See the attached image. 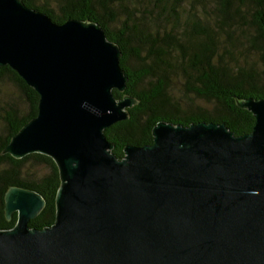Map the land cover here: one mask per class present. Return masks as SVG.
<instances>
[{"label":"water","instance_id":"water-1","mask_svg":"<svg viewBox=\"0 0 264 264\" xmlns=\"http://www.w3.org/2000/svg\"><path fill=\"white\" fill-rule=\"evenodd\" d=\"M119 48L93 22H52L21 0H0V66L38 95L36 114L2 154L48 156L58 172L54 220L27 222L43 206L11 187L0 264H264V98L240 99L250 132L221 123L158 121L151 143L117 159L103 129L128 118Z\"/></svg>","mask_w":264,"mask_h":264},{"label":"trees","instance_id":"trees-1","mask_svg":"<svg viewBox=\"0 0 264 264\" xmlns=\"http://www.w3.org/2000/svg\"><path fill=\"white\" fill-rule=\"evenodd\" d=\"M21 1L54 23L68 18L96 23L119 48L118 63L127 79L122 92H111L116 99L129 95L135 105L126 109L125 121L102 131L117 159L122 157L125 145L150 144L151 128L161 120L182 126L200 121L223 122L235 136L250 132L253 116L237 107L236 102L248 97L264 98V0H213L210 22L190 10L181 23L176 10L180 0H154V6L166 5L164 18L170 24L156 28L145 24L142 10L139 16L133 11L140 0ZM172 72L182 80L186 103L168 92V75ZM5 76L19 90L26 108H11L3 114L5 130L0 135V152L10 137L35 116L38 99L14 71L0 66V79ZM188 94L202 105L189 101ZM58 186L57 168L48 156L29 153L15 159L0 155V229L11 228L16 220L15 213L7 221L3 215V197L9 188L28 189L41 196L42 208L27 222L29 228L41 229L53 223Z\"/></svg>","mask_w":264,"mask_h":264},{"label":"rangeland","instance_id":"rangeland-1","mask_svg":"<svg viewBox=\"0 0 264 264\" xmlns=\"http://www.w3.org/2000/svg\"><path fill=\"white\" fill-rule=\"evenodd\" d=\"M192 2V6L190 3ZM164 3L154 6V0H140V6L136 7L137 11L136 15L139 16L140 12L145 13V24L150 26L149 28H156V26L167 25L170 26L169 21H165V14L167 13V9L164 11L163 8L166 5ZM214 2L213 0H180L178 7L176 10L178 12L180 23L183 22L188 16L190 10L195 12V14L204 17L205 20L209 21V14L213 11ZM140 20H143L140 19ZM210 22V21H209ZM143 55V52L141 53ZM132 64L135 62L132 60ZM169 89L168 92L173 98H181L182 103H186L185 94L182 90V80L181 78L174 72L169 73ZM187 99L192 103H197L202 105V102L199 99L194 98L192 95H186ZM11 108H17L18 111H24L26 108V104L17 89V87L10 82L8 77H4L0 79V135L4 133V124L2 121L3 114L10 110Z\"/></svg>","mask_w":264,"mask_h":264}]
</instances>
